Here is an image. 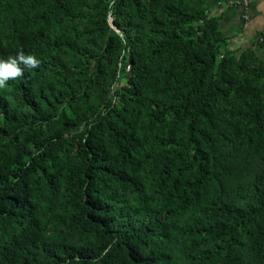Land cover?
Masks as SVG:
<instances>
[{
	"label": "trees",
	"instance_id": "16d2710c",
	"mask_svg": "<svg viewBox=\"0 0 264 264\" xmlns=\"http://www.w3.org/2000/svg\"><path fill=\"white\" fill-rule=\"evenodd\" d=\"M18 52L0 264H264V63L207 0H0Z\"/></svg>",
	"mask_w": 264,
	"mask_h": 264
},
{
	"label": "crops",
	"instance_id": "0c3cea01",
	"mask_svg": "<svg viewBox=\"0 0 264 264\" xmlns=\"http://www.w3.org/2000/svg\"><path fill=\"white\" fill-rule=\"evenodd\" d=\"M231 49H251L264 63V0H207Z\"/></svg>",
	"mask_w": 264,
	"mask_h": 264
},
{
	"label": "clouds",
	"instance_id": "9594fccd",
	"mask_svg": "<svg viewBox=\"0 0 264 264\" xmlns=\"http://www.w3.org/2000/svg\"><path fill=\"white\" fill-rule=\"evenodd\" d=\"M39 63L40 61L34 55H25L20 52L15 57L8 56L7 59H0V87H3L9 79L22 76L23 72L19 65L34 69L39 66Z\"/></svg>",
	"mask_w": 264,
	"mask_h": 264
},
{
	"label": "water",
	"instance_id": "95a60500",
	"mask_svg": "<svg viewBox=\"0 0 264 264\" xmlns=\"http://www.w3.org/2000/svg\"><path fill=\"white\" fill-rule=\"evenodd\" d=\"M110 24H111L112 28H114L115 30H117V32H119V29L115 26V24L113 23L112 19H110Z\"/></svg>",
	"mask_w": 264,
	"mask_h": 264
}]
</instances>
